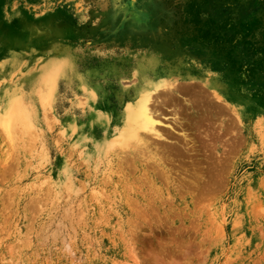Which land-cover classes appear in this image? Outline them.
Listing matches in <instances>:
<instances>
[{
	"label": "rangeland",
	"instance_id": "obj_1",
	"mask_svg": "<svg viewBox=\"0 0 264 264\" xmlns=\"http://www.w3.org/2000/svg\"><path fill=\"white\" fill-rule=\"evenodd\" d=\"M0 264H264V0H0Z\"/></svg>",
	"mask_w": 264,
	"mask_h": 264
},
{
	"label": "bare ground",
	"instance_id": "obj_2",
	"mask_svg": "<svg viewBox=\"0 0 264 264\" xmlns=\"http://www.w3.org/2000/svg\"><path fill=\"white\" fill-rule=\"evenodd\" d=\"M174 90H177V88L174 87ZM172 94H173V92H172ZM150 95H151V93H150ZM150 95H149V93H141V95L138 97V99H135L133 102H127L126 103V105L124 106V110L122 112V116H121L122 118H121L120 126L118 127L117 132L115 134H113V136L105 139L102 143H100L101 146H103V147L109 146V145H113V143L119 144V145H121V144L124 145V144H128L131 141V139H133V138H135L137 141H139L141 133H143V134L153 133L156 135H160L158 133V130L156 129L157 119L154 116V112L156 113L157 110L155 109L156 107H153V106L151 107L149 104L150 103L149 102ZM131 99H133V98H131ZM150 100H151V98H150ZM173 116H174L173 120L175 122L174 124H178V126L183 125L182 124L183 121H181L180 117L177 115L176 112H174ZM92 121H94V122L96 121L99 123H101V122L105 123V122H107V114H104L103 116H99L97 112L93 113L92 114ZM160 123H161V121H160ZM168 127L171 128L172 130L176 131L174 126L169 125ZM162 138H163V136H162ZM142 139H143V137H142ZM146 140H148V139H146ZM135 145H136V143H135Z\"/></svg>",
	"mask_w": 264,
	"mask_h": 264
}]
</instances>
